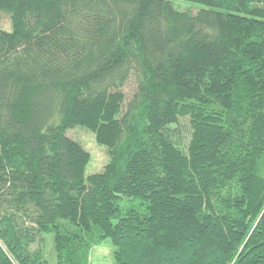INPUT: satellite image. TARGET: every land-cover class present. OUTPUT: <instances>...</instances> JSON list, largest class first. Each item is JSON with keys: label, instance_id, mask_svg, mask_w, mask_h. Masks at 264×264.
Returning a JSON list of instances; mask_svg holds the SVG:
<instances>
[{"label": "trees", "instance_id": "obj_1", "mask_svg": "<svg viewBox=\"0 0 264 264\" xmlns=\"http://www.w3.org/2000/svg\"><path fill=\"white\" fill-rule=\"evenodd\" d=\"M179 1L0 0V264H264V0Z\"/></svg>", "mask_w": 264, "mask_h": 264}, {"label": "rangeland", "instance_id": "obj_2", "mask_svg": "<svg viewBox=\"0 0 264 264\" xmlns=\"http://www.w3.org/2000/svg\"><path fill=\"white\" fill-rule=\"evenodd\" d=\"M172 2L174 3L177 9L183 11L191 10L196 13L200 9L205 8L203 5L185 1L172 0ZM0 24V30L8 32L12 31V26L9 22V19L0 16ZM135 90L136 81L132 77L124 88V94L126 96L127 101L131 99ZM178 133L182 143L187 145L190 138L188 120H181V125L179 127ZM67 136L79 142L91 156L90 163L86 168V177L102 173L105 166L109 162V157L105 149L100 147L96 143L95 136L92 133L78 127L68 131ZM50 247L51 245H49V248ZM114 251L115 248L112 246L111 242L109 240H106L101 246L95 248L92 255V264H115ZM52 264H55V262H52Z\"/></svg>", "mask_w": 264, "mask_h": 264}]
</instances>
